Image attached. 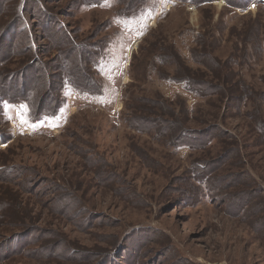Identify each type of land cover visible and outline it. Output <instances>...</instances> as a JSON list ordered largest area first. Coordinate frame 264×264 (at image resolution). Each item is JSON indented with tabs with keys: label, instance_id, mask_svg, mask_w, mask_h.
Returning a JSON list of instances; mask_svg holds the SVG:
<instances>
[{
	"label": "rangeland",
	"instance_id": "374dc122",
	"mask_svg": "<svg viewBox=\"0 0 264 264\" xmlns=\"http://www.w3.org/2000/svg\"><path fill=\"white\" fill-rule=\"evenodd\" d=\"M40 1L104 41L102 94L68 90L39 124L3 107L0 264H264V0H146L130 18Z\"/></svg>",
	"mask_w": 264,
	"mask_h": 264
},
{
	"label": "trees",
	"instance_id": "16d2710c",
	"mask_svg": "<svg viewBox=\"0 0 264 264\" xmlns=\"http://www.w3.org/2000/svg\"><path fill=\"white\" fill-rule=\"evenodd\" d=\"M72 1L78 8L98 5L105 0ZM115 1L119 6L117 15L124 18L135 17L146 2ZM173 1L200 4L216 0ZM225 1L232 7L244 9L249 0ZM7 12L4 17L3 14ZM34 27L41 29L35 32ZM75 37L74 32L67 31L66 25L51 10H46L40 0H0V121L5 105L25 106L30 123L39 124L57 116L65 104L64 94L68 90L81 96H101L102 85L97 80L96 71L104 58L106 45L102 39L89 43L88 39L78 42ZM42 41L46 44H38ZM12 60L17 71L10 69ZM177 81L184 83L192 94L200 97L225 91L213 82L210 85L198 82L196 87L188 77ZM227 100L237 102L239 98ZM168 124L176 129L172 123ZM177 134L179 138L180 134L187 133L178 129Z\"/></svg>",
	"mask_w": 264,
	"mask_h": 264
}]
</instances>
